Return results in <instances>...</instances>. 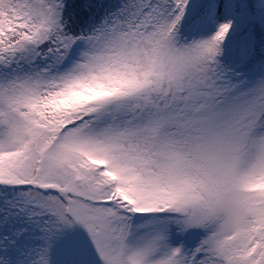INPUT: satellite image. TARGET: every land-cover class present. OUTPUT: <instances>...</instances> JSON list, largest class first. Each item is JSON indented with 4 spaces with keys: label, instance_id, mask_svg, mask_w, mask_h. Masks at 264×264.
<instances>
[{
    "label": "snow or ice",
    "instance_id": "obj_1",
    "mask_svg": "<svg viewBox=\"0 0 264 264\" xmlns=\"http://www.w3.org/2000/svg\"><path fill=\"white\" fill-rule=\"evenodd\" d=\"M0 264H264V0H0Z\"/></svg>",
    "mask_w": 264,
    "mask_h": 264
}]
</instances>
